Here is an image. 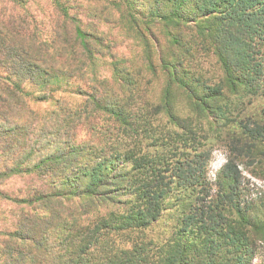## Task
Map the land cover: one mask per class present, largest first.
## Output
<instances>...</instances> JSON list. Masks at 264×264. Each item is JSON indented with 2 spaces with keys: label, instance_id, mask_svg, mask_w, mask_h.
Here are the masks:
<instances>
[{
  "label": "trees",
  "instance_id": "trees-1",
  "mask_svg": "<svg viewBox=\"0 0 264 264\" xmlns=\"http://www.w3.org/2000/svg\"><path fill=\"white\" fill-rule=\"evenodd\" d=\"M51 1L57 21L49 35L42 29L46 22H35L36 16L24 6L15 4L8 14L0 9V186L25 177L41 183L27 193L0 191V264H196V258L199 264H247L248 252L253 254L251 258L256 255L249 234H258L264 242V220L253 214L255 205L242 201L237 161L264 158L259 151L264 146V110L260 119L241 120V134L230 140L231 156L218 177L215 204L205 178L209 150L197 152L175 168V176L184 186L197 192L180 220L179 232L186 240L155 248L150 241L125 236L127 231L145 230L152 223L149 211L142 210L155 197L150 186L121 215L122 204L114 213L103 215L101 209L109 201L115 203L123 191L132 194L134 186L123 185L127 175L118 168L111 172L105 168V172L99 164L95 175L85 182L81 176L88 165L79 161L77 148L71 146L70 150L61 144L51 148L42 144L43 137L35 139L31 130L38 123L24 99L45 100L52 85L63 77L89 74L86 61L106 48L105 33H100L98 25L108 12L138 38L145 67L167 78L164 109L183 130L176 134L177 139L186 141L192 128L174 110L173 84L188 94L195 116L208 122L202 130L207 128L206 134L217 131L212 120L224 117L225 109H237L222 105L227 98L224 91L238 98L264 100V0H193L194 10L188 8L190 0H101L100 9ZM87 12L94 17L90 24H86ZM184 28H197L199 38L213 46L225 74L221 87L200 92L184 72L183 55L190 51L181 32ZM28 86L39 88L37 94L27 90ZM162 179L157 178V185L165 187ZM164 187L155 199L165 196ZM2 203L15 209H10L14 212L8 217ZM117 232L122 234L116 236ZM221 236L225 242L220 241ZM223 249L228 255L219 257Z\"/></svg>",
  "mask_w": 264,
  "mask_h": 264
},
{
  "label": "rangeland",
  "instance_id": "rangeland-1",
  "mask_svg": "<svg viewBox=\"0 0 264 264\" xmlns=\"http://www.w3.org/2000/svg\"><path fill=\"white\" fill-rule=\"evenodd\" d=\"M62 1L98 9L102 3L101 0ZM15 4L19 8L24 6L25 11L34 14L35 22L45 21L42 29L47 35L53 32L57 19L51 0H0V9L8 14ZM188 8L194 10L193 0H190ZM84 15L86 24L93 22L94 17L88 12ZM113 16L107 12L98 25L100 33H105L106 48L95 53L92 61H86L87 68L94 73L88 70L89 74L86 73L82 78L63 77L58 85H52L51 94L45 100L37 101L31 96L24 99V104L33 112L34 120L39 124L31 130L35 139L43 137L42 144L50 145L51 148L59 144L70 150L72 147L77 148L79 161L88 165L83 168L87 173L81 176L85 182L95 175L94 168L99 164H102L101 168L105 172V168H109V172L118 168L127 175L123 185L134 186L132 194L123 191L115 203L109 201V206L101 209L103 215L114 213L122 205L124 209L120 215L127 211L132 206L129 205L130 201L136 200L139 194L146 195L148 185L152 194L159 196L164 186L157 185V178L163 177L161 182H165V196L161 199L152 197L150 207L143 209L141 206L143 211H149L152 223L145 230L134 233L127 231L125 236L150 241L155 248H164L179 239L183 242L186 240L179 232L180 220L184 209L193 204L197 194L193 188H186L175 176V168L193 158L197 152L209 150L211 155L205 168V178L213 204L218 202L217 180L231 156L229 142L233 136L241 134V120L262 117L264 100L255 96L238 98L224 91L227 98H224L225 103L222 105H231L233 109L236 106L237 109L223 110L224 117L212 120L215 121L213 128L217 126V131H208L206 134L207 128H202L205 126L203 123L208 125V122L195 116L188 94L173 84L170 89L174 110L192 128L188 131L186 141L177 139L176 134H182L183 130L175 126L164 109L166 90L169 88L167 78L162 72L155 74L145 67L142 63L143 46L138 38L129 33L124 22L118 21V17L113 19ZM113 22H116L117 29ZM181 32L190 48L189 53L183 55L184 72L195 82L200 92L206 93L209 88L221 87L225 74L213 46L199 38L197 28H184ZM159 37L164 40L162 35ZM124 75L126 81L122 82ZM27 90L36 95L39 88L28 86ZM230 112L233 115L229 117ZM117 113L121 116L118 117ZM259 151L264 153V146ZM237 162L242 173V201L249 206L255 205L253 214L264 220V158L260 160L258 157L253 162L245 157ZM33 180L28 177L12 178L0 186V191L10 195L27 193L31 187L41 184ZM138 200L136 202L143 205ZM1 207L7 217L14 212L10 209L15 210L3 203ZM226 215L230 218L232 214L228 211ZM121 234L117 232L116 236ZM253 234L249 236L256 245V255L251 258L253 254L248 252L247 258L250 260L247 264H264V242L258 234ZM219 238L221 242L226 241L224 236ZM222 255L227 256V251L223 249L219 257ZM199 256L205 258L203 253ZM195 262L200 263L198 258Z\"/></svg>",
  "mask_w": 264,
  "mask_h": 264
}]
</instances>
